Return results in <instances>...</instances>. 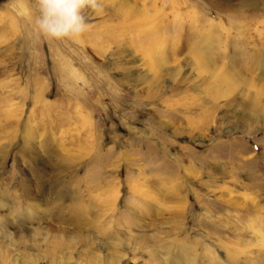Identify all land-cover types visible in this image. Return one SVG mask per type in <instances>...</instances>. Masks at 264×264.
I'll return each instance as SVG.
<instances>
[{
	"label": "rangeland",
	"instance_id": "1",
	"mask_svg": "<svg viewBox=\"0 0 264 264\" xmlns=\"http://www.w3.org/2000/svg\"><path fill=\"white\" fill-rule=\"evenodd\" d=\"M97 2L0 0V264H264V0Z\"/></svg>",
	"mask_w": 264,
	"mask_h": 264
},
{
	"label": "clouds",
	"instance_id": "2",
	"mask_svg": "<svg viewBox=\"0 0 264 264\" xmlns=\"http://www.w3.org/2000/svg\"><path fill=\"white\" fill-rule=\"evenodd\" d=\"M36 25L41 33L53 39L74 38L89 25L83 10L100 8L97 0H37Z\"/></svg>",
	"mask_w": 264,
	"mask_h": 264
}]
</instances>
